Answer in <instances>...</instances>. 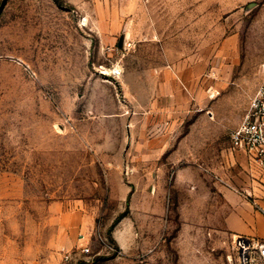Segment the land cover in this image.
Returning a JSON list of instances; mask_svg holds the SVG:
<instances>
[{
    "label": "rangeland",
    "instance_id": "1",
    "mask_svg": "<svg viewBox=\"0 0 264 264\" xmlns=\"http://www.w3.org/2000/svg\"><path fill=\"white\" fill-rule=\"evenodd\" d=\"M262 86L264 0H0V264L176 261L181 196L192 221L264 201L222 173Z\"/></svg>",
    "mask_w": 264,
    "mask_h": 264
},
{
    "label": "crops",
    "instance_id": "2",
    "mask_svg": "<svg viewBox=\"0 0 264 264\" xmlns=\"http://www.w3.org/2000/svg\"><path fill=\"white\" fill-rule=\"evenodd\" d=\"M233 105L235 104L231 101L228 107L232 108L234 107ZM235 108L240 111L235 121V126L227 127L231 130L236 129L242 122L248 110V105L241 110L239 103H237ZM209 114L210 116L214 115V111L212 110ZM163 146L160 145L159 157L165 153ZM222 155L224 158L222 160L224 163L222 173L226 177L235 176L238 178V175L244 174L248 180L247 182H241L245 185L243 188L245 193L255 197L264 194L260 186H258L259 181L255 180V178L261 177L259 171L248 160L247 155L243 151L234 150L231 145L223 149ZM175 161L183 162L184 160L176 159ZM185 161L191 160L188 158ZM185 173L183 169L177 170V181L179 183L177 188L180 193H182L183 188H181L179 180L181 181ZM180 199L182 201L179 205V213L182 226L180 233L174 237L170 247L171 250L176 252L177 260L171 262L163 252L157 254L155 259L154 257H146L142 260L140 257L141 264H235L233 239L236 236L264 239V216L256 209L253 202L244 195L242 197V195L239 196L228 190L224 199L222 198L212 207V209L221 214V217L210 221H192V216L187 213L192 208V198H189L190 201H183L181 196ZM257 202L264 206V201L257 200ZM234 213L239 214L238 219L242 225H238L236 220L232 218ZM132 233L133 229L130 224L122 223L116 225L112 231V238L119 249L122 250L120 251V256L122 257H124V249L128 245L127 237L130 238ZM85 238V235H81L79 241H84ZM120 256H117L116 259H120ZM130 260L134 262V257H131Z\"/></svg>",
    "mask_w": 264,
    "mask_h": 264
},
{
    "label": "built area",
    "instance_id": "3",
    "mask_svg": "<svg viewBox=\"0 0 264 264\" xmlns=\"http://www.w3.org/2000/svg\"><path fill=\"white\" fill-rule=\"evenodd\" d=\"M120 75V72L117 73ZM234 150L243 151L264 178V86L251 99L249 108L239 126L230 134ZM253 204L264 216V206L257 200ZM235 264H264V239L236 236L233 239ZM82 253H90L82 248ZM73 260L72 254H65V264Z\"/></svg>",
    "mask_w": 264,
    "mask_h": 264
},
{
    "label": "trees",
    "instance_id": "4",
    "mask_svg": "<svg viewBox=\"0 0 264 264\" xmlns=\"http://www.w3.org/2000/svg\"><path fill=\"white\" fill-rule=\"evenodd\" d=\"M57 2H59L60 0H56ZM125 217V215L123 214V215H121L118 219H117V221L111 226V228L109 229V237H110V239H112L113 240V238H112V231H113V229H114V227L123 219ZM114 241V240H113ZM114 243H115V241H114ZM116 244V243H115Z\"/></svg>",
    "mask_w": 264,
    "mask_h": 264
},
{
    "label": "bare ground",
    "instance_id": "5",
    "mask_svg": "<svg viewBox=\"0 0 264 264\" xmlns=\"http://www.w3.org/2000/svg\"><path fill=\"white\" fill-rule=\"evenodd\" d=\"M118 72V71H117ZM115 73V72H114ZM106 75H108V73H105Z\"/></svg>",
    "mask_w": 264,
    "mask_h": 264
}]
</instances>
